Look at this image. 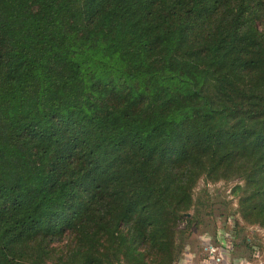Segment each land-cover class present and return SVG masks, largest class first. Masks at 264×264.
I'll return each mask as SVG.
<instances>
[{
  "label": "trees",
  "instance_id": "obj_1",
  "mask_svg": "<svg viewBox=\"0 0 264 264\" xmlns=\"http://www.w3.org/2000/svg\"><path fill=\"white\" fill-rule=\"evenodd\" d=\"M200 178L264 227V0H0V264H175Z\"/></svg>",
  "mask_w": 264,
  "mask_h": 264
},
{
  "label": "rangeland",
  "instance_id": "obj_2",
  "mask_svg": "<svg viewBox=\"0 0 264 264\" xmlns=\"http://www.w3.org/2000/svg\"><path fill=\"white\" fill-rule=\"evenodd\" d=\"M237 178L210 182L200 178L193 190L199 221L185 238V249L195 252L197 261L208 258L219 262L223 248L242 249L249 254L257 249L254 264H264V227L244 221L237 211V196L232 186ZM193 211V208L190 209ZM181 256H184V251ZM188 253H186L187 255ZM218 257V258H217Z\"/></svg>",
  "mask_w": 264,
  "mask_h": 264
},
{
  "label": "crops",
  "instance_id": "obj_3",
  "mask_svg": "<svg viewBox=\"0 0 264 264\" xmlns=\"http://www.w3.org/2000/svg\"><path fill=\"white\" fill-rule=\"evenodd\" d=\"M184 251V256H181L175 264H254L252 259L255 255H258V250L252 251L248 256L245 251L239 248H223L219 252L222 258L219 262H214L212 260L209 261L208 258L197 261V258H192V256H195V252L192 249H185ZM186 253L188 254L186 255Z\"/></svg>",
  "mask_w": 264,
  "mask_h": 264
},
{
  "label": "built area",
  "instance_id": "obj_4",
  "mask_svg": "<svg viewBox=\"0 0 264 264\" xmlns=\"http://www.w3.org/2000/svg\"><path fill=\"white\" fill-rule=\"evenodd\" d=\"M218 258V257H217Z\"/></svg>",
  "mask_w": 264,
  "mask_h": 264
}]
</instances>
